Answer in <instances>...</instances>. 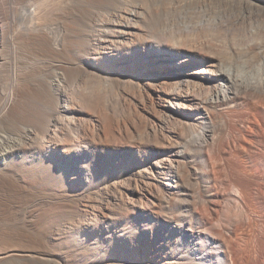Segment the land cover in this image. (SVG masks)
<instances>
[{
    "label": "bare ground",
    "instance_id": "bare-ground-1",
    "mask_svg": "<svg viewBox=\"0 0 264 264\" xmlns=\"http://www.w3.org/2000/svg\"><path fill=\"white\" fill-rule=\"evenodd\" d=\"M167 1L0 0V264H264V0Z\"/></svg>",
    "mask_w": 264,
    "mask_h": 264
},
{
    "label": "rangeland",
    "instance_id": "rangeland-1",
    "mask_svg": "<svg viewBox=\"0 0 264 264\" xmlns=\"http://www.w3.org/2000/svg\"><path fill=\"white\" fill-rule=\"evenodd\" d=\"M162 1H164V2H165V6H166V3H168V1H167V0H162ZM162 1L160 0V2H159V3H161ZM161 4H162V5H161ZM161 4H159V5H160V6H162V7H164V4H163V2H162ZM212 14H213V13H212ZM212 14H211V15H212ZM213 16L215 17V15H213ZM211 17H212V16H211ZM214 17H213V18H214ZM249 163H250V162H249ZM249 165H252V164L250 163ZM257 214H258V213H256V215H257ZM258 215H259V214H258ZM258 215H257V216H258ZM261 215H262V214H261ZM261 215H260V216H261Z\"/></svg>",
    "mask_w": 264,
    "mask_h": 264
}]
</instances>
